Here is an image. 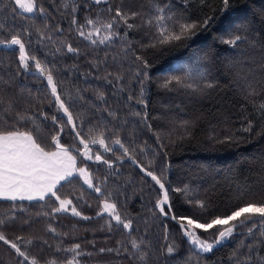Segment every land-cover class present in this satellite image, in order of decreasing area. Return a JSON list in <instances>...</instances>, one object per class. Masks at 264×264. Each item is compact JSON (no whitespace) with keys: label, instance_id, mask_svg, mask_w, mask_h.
I'll list each match as a JSON object with an SVG mask.
<instances>
[{"label":"trees","instance_id":"trees-1","mask_svg":"<svg viewBox=\"0 0 264 264\" xmlns=\"http://www.w3.org/2000/svg\"><path fill=\"white\" fill-rule=\"evenodd\" d=\"M166 3L171 10L168 14L180 22L200 25L204 19H211L206 26L198 27L191 38L152 48L149 45L156 29L144 22L145 14H151L155 7L152 0H108L100 4L94 0H75V5L73 0H37L38 7L45 9L43 14L24 13L18 8V14H14L11 0L0 4V24L4 26L5 38L19 34L29 55L52 70L57 91L73 115L76 131L89 143L93 155L100 154L112 163L109 168L103 162L78 156L80 141L66 124L65 115L58 111L44 76L36 73L32 61L28 72L19 69L17 46L0 47V95L12 101L17 110L35 118L20 122L17 127L22 131L38 128L33 136L46 150L54 149L50 147L52 136L59 135L60 143L76 155L78 167L85 168L93 185L101 188V193L94 192L78 174L73 175L71 182L62 181L58 185L57 195L71 199L73 203L69 207L75 206L80 216L70 210L37 216L38 212H51L58 206L55 197L15 202L24 211H16L17 219L6 234L13 239L17 235L32 239L31 245L20 243L41 264L45 259H56L58 264L64 258L71 259L72 253L58 252L57 248L67 249L75 244H80L83 253L91 254L77 257L80 264H139L131 255L132 238L144 241L142 248L149 252L148 264H196V250L175 221L159 215L154 207L159 186L130 159H116L123 157V150L113 143L116 139L129 149L136 162L160 177L166 187L187 186L189 196L169 192L172 212L178 216H200L203 222L210 216L230 212L246 199L264 198V114L253 106L254 101L264 99V93L246 100L242 79L246 76L253 82L264 79L261 67L264 51L260 48V42L264 41V0H234L229 13L221 11L220 0L203 3L166 0ZM73 6L75 12L71 10ZM116 7L135 10L141 15L129 19L132 28L117 19L112 29H102L99 36H92L97 43L86 39L93 30V25L86 21L96 20L99 27L114 15L109 8ZM73 17L76 24L72 23ZM229 23L236 28L250 25L255 29L249 33V40L256 37L257 47L241 43L233 48L223 44L221 37L227 38L224 28ZM109 31L114 33L112 39L99 43ZM69 44L77 49L75 53L68 52ZM137 56L143 57L149 67L144 68ZM185 66L193 70L194 76L200 68L206 69L207 80L214 87L196 94L185 89L161 88L165 76L184 75L181 69ZM18 70L20 74L16 75ZM237 74L241 79H237ZM139 99L144 103H138ZM54 115L58 118L55 125L51 119ZM0 120L15 123L13 116L2 111ZM249 120L252 131H242ZM101 133L105 147L113 151L106 152L103 146L91 143ZM107 193L112 194L110 202L116 203L122 217L132 220L130 233L103 211ZM189 197L205 201L207 211L201 214L188 204ZM11 204L0 200V217L11 215ZM25 219L29 224H23ZM49 224L56 233L46 230ZM197 231L207 239H212L215 233V229ZM169 243L177 248L172 255L165 252ZM253 243L247 228H240L211 253H199V264H237V258L244 264L248 247ZM123 247L129 251L125 253ZM101 248L120 249V255L115 251L100 252ZM261 258H264V245L255 249L248 264H264ZM18 259L0 242V264H17Z\"/></svg>","mask_w":264,"mask_h":264},{"label":"snow or ice","instance_id":"snow-or-ice-1","mask_svg":"<svg viewBox=\"0 0 264 264\" xmlns=\"http://www.w3.org/2000/svg\"><path fill=\"white\" fill-rule=\"evenodd\" d=\"M4 0H0V4H3ZM96 4L102 2L106 3L107 0H94ZM187 3V0H184ZM204 0H201L203 3ZM13 8L11 9L14 14L17 13V8L22 10L24 13L34 14L39 12L43 14L45 9L42 6L37 5V0H11ZM155 5L153 12L151 14L146 13L144 22L156 29V36L149 47L156 48L158 46L169 45L182 39L191 38L196 35V29L198 27H204L209 23L211 19L206 18L203 20L202 24L198 25L196 23L180 22V20L174 17L170 13V9L166 3V0H152ZM222 5L221 11L229 13L234 7V0H220ZM73 5H75V0H73ZM7 7V5H5ZM73 12L76 11V7L73 6L71 9ZM109 11H114V15L111 19L100 24L97 27L98 21L93 19H88L87 24L93 25V30L88 33L85 37L90 40L93 44L97 43V40H93L92 36L97 35L102 29L110 30L113 28V23L119 19L123 20L127 24L128 28H132L133 25L129 24V19H136L140 16V12L135 10L124 11L122 7H116L114 10L109 8ZM72 23L76 24L77 21L75 17L72 19ZM3 25L0 24V47L11 49L14 46L18 47V60L19 69L24 72L30 70L29 62L32 61L34 64V69L47 80L48 85L51 88V95L55 98V103L58 111L62 112L66 117V124L71 125L72 131L75 132L77 138L80 137V132L76 131V123L74 122L73 115L69 110V106H66L64 100L61 99V95L57 91V83L55 82L54 75L51 69L41 65V62L34 56L29 55L26 51L25 43L19 34H13L10 38H5L2 31ZM255 31L250 25H241L239 28L233 26L229 23L225 26L224 32L227 38L221 37V42L233 48L239 47L241 43H246L249 47H257L256 37L249 40V33ZM81 36H85L83 31H80ZM114 35L113 32L109 31L103 38L99 39V43H105L112 39ZM260 48L264 51V41L260 42ZM68 52L75 53L77 49L73 48L70 44L67 45ZM136 60L141 62L144 68L149 67L148 62L141 56H137ZM264 68V64L261 65ZM184 71V75H168L164 77L163 83H161V88L166 90L173 89H185L190 90L193 94L203 93L205 89H211L214 87L213 82L207 80L206 69L200 68L195 76L193 75V70L190 67L185 66L181 69ZM19 70L16 75H19ZM146 76V74H145ZM122 79V77H118ZM237 79H241L239 74H237ZM245 84L243 91L245 93V99H252L254 97H260L264 93V79L250 81L248 77H243ZM5 84H10V81H5ZM141 93H143V83L141 80ZM132 99V97H129ZM138 103L143 104L144 100L139 99ZM253 106L260 113L264 114V99H260L258 103L253 102ZM0 111L11 115L14 117L15 123L9 124L7 120H0V200L11 201L10 212L11 215H4L0 217V242L6 245L9 249L13 251L16 257L20 259L17 260V264H41V261L37 257H30L20 242H24L27 245L33 243L32 239L25 240L24 236H15V238H9L6 234L7 229L14 224L16 221V211H24L22 205H17L16 201H44L46 197H55V201L58 202V206L51 209V212H38L37 216H49L55 213L68 212L69 210L75 216H80L81 213L77 211L75 206L71 208L72 200L64 198L62 199L57 195L58 185H61L62 181L71 182L73 174L76 173L81 177H84L85 183L89 188H92L94 192L101 193V188L99 186H94L92 179L90 178L87 170L85 168L76 167V157L70 154L69 148H66L60 143L59 135L52 136V141L50 147H54L55 150H46L45 147L41 146V143L37 142V138L33 136V131H39L38 128L31 130L22 131L17 124L20 122L34 121L33 116H29L26 112H22L15 108L12 101H6L2 95H0ZM45 119L47 116L45 115ZM53 124H58L57 116L51 117ZM150 127V126H149ZM253 124L249 120L247 126L243 127L241 130L244 132L252 131ZM63 126L60 127V132H63ZM159 140V137H157ZM226 140H230L231 137H226ZM80 143L84 145L86 149L82 155L88 160H92L93 156L89 154L88 143L84 139H80ZM91 143L99 144L101 146L105 145V139L103 133L97 139L93 137ZM115 145H118L120 149L123 150V157L116 156L117 160L123 158L135 159L130 155L129 149L124 146L120 139L113 141ZM104 151L111 152L113 149L105 147ZM95 160L97 162H103L108 165L109 168L112 167V163L108 159L100 154L95 155ZM141 171L145 172L151 180L159 186V198L155 201V209L158 210L159 215L175 221L180 232L184 237L187 238L191 247L196 250L197 261L199 264V253H211L216 245L222 244L227 239L231 238L234 232L240 228H247L248 234L253 236L255 243L248 247V255L244 257V264H248L253 258L255 249L259 245H264V198L246 199L242 204L237 205L230 212L223 215L210 216L205 218L203 222H200V216H178L172 212V205L170 203L169 192H182L186 196H189V190L187 186L185 188H175L171 189L166 187L165 183L162 182L161 178L155 175L152 171L141 167ZM243 195V193H238ZM112 198L111 193L106 194V199L103 201V211L107 212L111 219L116 221L118 226H121L125 230H129V233L133 230V222L131 219H126L122 217L120 212L117 210V205L115 202H110ZM186 202L192 207L198 209L201 214L207 211V204L205 201L189 197ZM101 215V213H97ZM84 219H89V217H83ZM23 224H29L27 219L23 220ZM258 225L260 226L258 228ZM22 227V226H21ZM112 225L109 223V229ZM215 229V233L212 234L213 238L211 240L202 238L197 230H202L203 232H209V230ZM47 231L56 233V229L50 224L47 226ZM259 232V236H256V232ZM58 234V233H57ZM165 240H167V235H165ZM47 244V241H44ZM133 252L131 255L139 262V264H148L149 252L142 248L144 241L141 239L132 238L129 240ZM80 244H75L71 248L61 249L57 248V251H64L72 253V258H64L59 264H80L77 257L81 255H91L90 253H83L80 251ZM177 248L174 243H169L165 247V252L167 255H172L176 252ZM100 252H113L115 251L117 255H120V249H104L101 248ZM123 251L127 253L129 250L127 247H123ZM237 257V254H233ZM264 261V258H261ZM191 261V257H189ZM43 264H58L56 259H45ZM237 264H240L237 258Z\"/></svg>","mask_w":264,"mask_h":264},{"label":"water","instance_id":"water-1","mask_svg":"<svg viewBox=\"0 0 264 264\" xmlns=\"http://www.w3.org/2000/svg\"><path fill=\"white\" fill-rule=\"evenodd\" d=\"M107 2H108V0H107ZM37 73V72H36ZM45 78V77H44ZM45 81H46V83H47V80H46V78H45ZM47 85H48V83H47ZM49 86V85H48ZM49 88H50V86H49ZM50 90H51V88H50ZM66 117V116H65ZM66 119H67V117H66ZM70 127H71V125H69ZM71 129H72V127H71ZM79 139V141H80V139H83L82 138V136L80 135V137L78 138ZM86 142V141H85ZM86 143H88V142H86ZM90 145H89V143H88V147H89ZM103 147H105V145L103 146ZM84 148V145L83 144H81L80 143V145H79V147L77 148V153H78V155L80 156V157H82V158H84V159H86V160H88L87 158H85L83 155H82V149ZM123 159H128V158H123ZM95 160V155L93 156V159L92 160H89V161H94ZM130 161L135 165V166H137L138 168H140L141 169V165L138 163V162H136V163H134L133 162V160H131L130 159ZM218 245H216L215 247H217ZM214 247V248H215Z\"/></svg>","mask_w":264,"mask_h":264},{"label":"rangeland","instance_id":"rangeland-1","mask_svg":"<svg viewBox=\"0 0 264 264\" xmlns=\"http://www.w3.org/2000/svg\"><path fill=\"white\" fill-rule=\"evenodd\" d=\"M246 18H247V16H246ZM36 72H37V71H36ZM37 73H38V72H37ZM83 149H85V148H83ZM83 149H82V150H83ZM88 151H89V154H90V155L94 156V155L92 154V152H91L90 147H88ZM82 153H83V152H82ZM87 173H88V172H87ZM202 238H204V237H202ZM205 239H207V238H205ZM209 240H211V239H209Z\"/></svg>","mask_w":264,"mask_h":264},{"label":"crops","instance_id":"crops-1","mask_svg":"<svg viewBox=\"0 0 264 264\" xmlns=\"http://www.w3.org/2000/svg\"><path fill=\"white\" fill-rule=\"evenodd\" d=\"M53 150H55V149H53ZM70 154H71L72 156L76 157V155L73 154L72 152H70ZM76 167L79 168V167H78V162H77V157H76ZM74 174H76V173H74ZM74 174H73V175H74Z\"/></svg>","mask_w":264,"mask_h":264},{"label":"bare ground","instance_id":"bare-ground-1","mask_svg":"<svg viewBox=\"0 0 264 264\" xmlns=\"http://www.w3.org/2000/svg\"><path fill=\"white\" fill-rule=\"evenodd\" d=\"M86 149H83L82 152H84Z\"/></svg>","mask_w":264,"mask_h":264}]
</instances>
